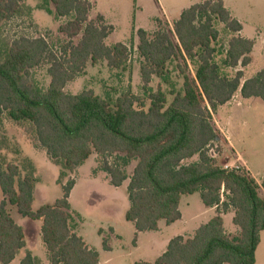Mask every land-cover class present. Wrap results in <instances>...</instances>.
<instances>
[{
  "label": "trees",
  "instance_id": "obj_1",
  "mask_svg": "<svg viewBox=\"0 0 264 264\" xmlns=\"http://www.w3.org/2000/svg\"><path fill=\"white\" fill-rule=\"evenodd\" d=\"M92 7L90 0L45 1L40 10L70 18L58 27L59 33L69 39L81 34L77 44L68 41L59 53L43 37H19L0 48V122L5 115L14 123L30 125L38 147L64 170L63 176L97 155L112 186L128 180L130 206L124 219L137 232L157 231L159 221L166 225L178 221L183 195L198 192L204 206L216 208L218 214L192 237L169 240L152 264H255L264 232V179L258 183L243 168L223 169L209 155L220 136L213 121L218 107L238 91L243 99L256 97L264 103V68L244 81L240 70L228 73L248 66L254 41L238 36L242 27L222 0H203L184 9L172 25L157 19L153 33L136 30L143 60L142 97L126 92L104 98L91 90L71 95L65 86L88 63L105 61L120 72L129 68L130 49L123 43L106 45L113 27L100 15L89 20ZM26 12L23 0H0V29ZM216 22L232 35L220 64ZM43 64L48 65L50 78L45 90L30 74ZM173 72L182 81L179 88L172 81ZM153 78L168 90L158 85L153 91ZM195 156L198 161L184 163ZM131 162L135 166L128 176ZM37 182L31 164L20 168L0 155V264H10L25 247L24 229L12 218L10 207L22 218L41 222L40 237L50 264H98V253L75 234L78 215L68 201L74 181L61 185V198L33 210ZM230 208L236 237L226 234L221 216ZM103 247L108 249L105 242ZM19 264L40 261L26 252Z\"/></svg>",
  "mask_w": 264,
  "mask_h": 264
},
{
  "label": "rangeland",
  "instance_id": "obj_2",
  "mask_svg": "<svg viewBox=\"0 0 264 264\" xmlns=\"http://www.w3.org/2000/svg\"><path fill=\"white\" fill-rule=\"evenodd\" d=\"M46 0H23L29 12L4 23L0 29V48L19 38L43 37L52 51L59 53L61 46L68 41L74 45L81 34L69 39L58 32V27L70 18H56L40 10ZM92 9L88 19L93 20L100 14L106 24L113 27L112 33L106 38V45L123 43L130 49L129 68L120 72L109 68L105 61L96 65L87 64L85 71L68 83L64 91L76 95L91 90L100 97L116 98L129 92L142 97L139 66L143 62L137 51L135 32L142 29L148 33L156 30V20L172 25L180 13L192 4L201 0H90ZM226 8L231 16L243 25L242 37L255 40L250 53L251 63L247 66L244 76L251 78L264 67V0H227ZM219 33L218 48L220 55L218 64L224 58V51L232 36L221 23L216 22ZM174 64L171 69L174 71ZM48 65L43 64L31 70L33 81L43 90L48 87L50 78L47 74ZM237 69H241L240 66ZM190 71L194 67L190 65ZM230 75L233 71L229 70ZM173 72L172 81L181 87V79ZM160 85L165 91L168 86L153 78L150 87L153 91ZM237 102L239 104H237ZM148 102L146 101V107ZM213 121L220 132L209 149V155L215 158L218 165L229 164L241 167V161L229 151L228 142L232 145L235 155H239L258 183L264 179V103L256 97L248 99L235 98L227 107L217 109ZM0 155L8 163L17 164L22 168L25 162L32 165L34 176L38 180L33 189L32 209L36 210L45 204H52L61 198L62 189L67 181H75L68 201L75 217L77 229L75 234L98 253V264H134L136 262L153 263L166 249L172 238L190 231L196 225L206 223L215 214L205 209L199 193L183 195L180 198L179 211L181 219L172 225L164 221L158 222V230L137 232L132 223L126 222L124 214L130 206L127 196L128 180L119 187L110 184L107 174L101 169V160L93 154L76 168L73 173L65 172L60 166L54 165L46 156L45 151L38 147L34 133L28 124H17L5 115L0 122ZM198 161L195 156L190 163ZM135 162L127 167L131 175ZM24 174V173H23ZM1 198V191H0ZM226 200V196L223 197ZM10 214L15 222L24 229V248L16 254L12 264H19L26 252H31L41 264H50L47 251L40 237V221H31L20 217L14 208ZM232 214L223 218L224 229L231 237H236V228L231 222ZM237 229V228H236ZM27 234V237H26ZM105 242L108 249H104ZM255 264H264V232L260 233V243L255 252Z\"/></svg>",
  "mask_w": 264,
  "mask_h": 264
},
{
  "label": "crops",
  "instance_id": "obj_3",
  "mask_svg": "<svg viewBox=\"0 0 264 264\" xmlns=\"http://www.w3.org/2000/svg\"><path fill=\"white\" fill-rule=\"evenodd\" d=\"M201 1H203V0H201ZM223 1V4H224V6H225V8H226V3H227V0H222ZM193 5V4H192ZM191 6V5H190ZM189 6V7H190ZM188 8V7H187ZM227 9V8H226ZM98 15H100V14H98ZM101 16V15H100ZM103 17V16H102ZM103 19H104V17H103ZM237 21H238V19H236ZM104 21H105V19H104ZM241 25V24H240ZM241 27H242V29H241V31L238 33V36H240V37H242V31H243V25H241ZM148 33V32H147ZM153 33V32H152ZM230 38H232V36L230 37ZM243 38H245V37H243ZM253 41H254V44H255V40L253 39ZM254 46V45H253ZM253 49V48H252ZM252 52V51H251ZM250 55V54H249ZM248 55V57H249V59H250V63H251V58H250V56ZM249 63V64H250ZM249 64H248V66H249ZM246 68H247V66L245 67V68H241V69H233L232 71H233V73H235L236 71H238V70H240L241 72H242V81H244V80H246V79H249V78H246L245 76H244V72H245V70H246ZM264 67H262V69H263ZM261 70V69H260ZM259 70V71H260ZM259 71H257V72H259ZM256 72V73H257ZM255 73V74H256ZM254 74V75H255ZM253 75V76H254ZM241 98V96H240V94H239V91L238 92H236L234 95H233V97H232V99L231 100H234L235 98ZM243 99V98H242ZM231 100L228 102V103H226L225 105H223V106H220V107H218L217 109H220V108H224V107H227V106H229L230 104H231ZM237 104H239L238 102H237ZM227 142H228V148H229V151H232V153L234 154V156H236V158H237V161H241V167L243 168V169H245L247 172H249V174L255 179V180H257L256 178H255V176H253L252 174H251V172H250V170H249V168H248V166H247V164L244 162V161H242V159H241V157L239 156V155H235V152H234V150H233V148H232V145L230 144V142H229V140L227 139ZM75 182V181H74ZM71 194V193H70ZM1 198H2V195H1ZM1 198H0V200H1ZM70 198V197H69ZM70 204V203H69ZM205 207V209H208V210H210V211H214L215 212V214H218L217 213V210H216V208L215 207H206V206H204ZM231 215L232 214V216H233V210L230 208L225 214H223V215H221L222 216V218H224V216L225 215ZM215 216V215H214ZM180 219H181V217H180ZM179 219V220H180ZM211 219V218H210ZM178 220V221H179ZM177 222V221H176ZM175 222V223H176ZM174 224V223H173ZM203 224H205V223H203ZM172 225V224H171ZM200 225H202V224H200ZM200 225H196L193 229H191L190 231H188V233L187 232H184L182 235H178V236H181V237H184V238H188V237H192L193 236V234H194V232H195V230L200 226ZM158 230V229H157ZM233 231L235 232V233H237L238 234V229H236V228H233ZM154 232H156V231H154ZM225 232H226V234H227V231L225 230ZM26 233V232H25ZM228 235V234H227ZM229 236V235H228ZM26 237H27V234H26ZM229 237H231V236H229ZM169 242V241H168ZM168 244V243H167ZM25 245H26V242H25ZM167 246V245H166ZM30 252V251H29ZM31 253V252H30ZM31 255H32V253H31ZM33 256V255H32ZM33 257H35V256H33ZM37 258V257H36ZM38 259V258H37ZM39 260V259H38ZM14 261V260H13ZM12 261V262H13ZM12 262L10 263V264H12ZM41 264V263H40Z\"/></svg>",
  "mask_w": 264,
  "mask_h": 264
},
{
  "label": "built area",
  "instance_id": "obj_4",
  "mask_svg": "<svg viewBox=\"0 0 264 264\" xmlns=\"http://www.w3.org/2000/svg\"><path fill=\"white\" fill-rule=\"evenodd\" d=\"M221 167H222L223 169L239 168V167H233V166H231V165H229V164L221 165Z\"/></svg>",
  "mask_w": 264,
  "mask_h": 264
}]
</instances>
